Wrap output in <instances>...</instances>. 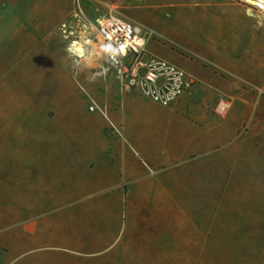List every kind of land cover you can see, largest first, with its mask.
<instances>
[{"label":"crops","instance_id":"1","mask_svg":"<svg viewBox=\"0 0 264 264\" xmlns=\"http://www.w3.org/2000/svg\"><path fill=\"white\" fill-rule=\"evenodd\" d=\"M17 3L0 0L3 53L1 22ZM136 9L131 20L163 38L149 42L148 58L193 79L192 95L162 106L108 85L99 99L121 140L85 117L84 100L70 106L84 119L57 164L64 190L20 192L22 219L0 234V264H91L121 243L131 215L164 214L185 198L175 192L264 190V13L237 0H138ZM219 97L230 102L223 117Z\"/></svg>","mask_w":264,"mask_h":264},{"label":"rangeland","instance_id":"2","mask_svg":"<svg viewBox=\"0 0 264 264\" xmlns=\"http://www.w3.org/2000/svg\"><path fill=\"white\" fill-rule=\"evenodd\" d=\"M103 3L130 20L139 13L138 0H81L90 14ZM74 8V0H19L7 4L1 22L7 25V53L0 52V234L21 222L20 192L64 190L57 164L84 119L70 109L75 102L84 100L85 117L123 138L121 125L99 99L113 83L121 92L119 80L114 72L104 73L102 61L75 59L60 33ZM46 15L54 19L48 22ZM151 41L163 38L157 34ZM91 99L103 112L90 110ZM176 194L185 198L166 202L164 214L156 207L131 215L121 243L91 264H264V190Z\"/></svg>","mask_w":264,"mask_h":264},{"label":"built area","instance_id":"3","mask_svg":"<svg viewBox=\"0 0 264 264\" xmlns=\"http://www.w3.org/2000/svg\"><path fill=\"white\" fill-rule=\"evenodd\" d=\"M74 4L73 14L59 30L75 59L89 56L104 62V73L114 72L122 89L162 106L192 95L196 85L193 79L167 61L148 58V44L157 36L155 30L133 22L110 4H101L91 14L82 7L81 0H74ZM229 109V100L219 97L215 113L223 117ZM90 110L102 111L92 99Z\"/></svg>","mask_w":264,"mask_h":264},{"label":"bare ground","instance_id":"4","mask_svg":"<svg viewBox=\"0 0 264 264\" xmlns=\"http://www.w3.org/2000/svg\"><path fill=\"white\" fill-rule=\"evenodd\" d=\"M243 1L249 3L252 6H257L260 9L264 10V0H243ZM87 58L89 59V63L90 64H93V62H94L95 59L94 58H91L89 56ZM87 65H88V63H87Z\"/></svg>","mask_w":264,"mask_h":264}]
</instances>
